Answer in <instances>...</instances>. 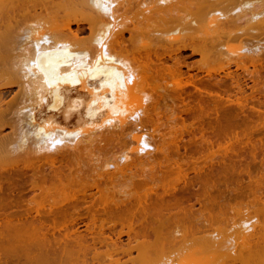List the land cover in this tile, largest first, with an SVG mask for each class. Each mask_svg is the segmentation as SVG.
Segmentation results:
<instances>
[{"label": "bare ground", "instance_id": "bare-ground-1", "mask_svg": "<svg viewBox=\"0 0 264 264\" xmlns=\"http://www.w3.org/2000/svg\"><path fill=\"white\" fill-rule=\"evenodd\" d=\"M57 1L0 0V264H103V262L105 264L108 258L112 260L116 255L130 254L133 248L137 252L131 255V257L134 259L137 257L136 259L138 260L132 261L133 258L127 255L128 258H123V262L119 261L120 257H122L120 256L108 264H114V262L115 264H124L126 260L128 262L131 261L132 263L130 264H134L133 262H138L139 260L144 261V263L142 262L143 264H180L181 262L176 261L177 258H174V254L176 255L175 257H178L181 255L180 253L183 254V252L201 247V245L208 250L206 252L210 254L209 261L214 259L212 260L214 264H264V210L259 207L260 202L257 206L261 210L259 211L260 213L255 211L256 208L254 207L256 204L254 205L249 202L252 206L251 204L248 206L252 207L250 210H254L255 214H252L255 216L245 214L247 211L249 214L251 213L249 211L251 207L247 205H244L247 207L244 209L245 211L241 209L245 207L241 206L240 208L241 211L243 210L242 214L246 216L241 215V213L238 214L240 210H237L236 208L239 207L236 206H239L241 202L245 204L243 201L237 203V205L232 203L235 207H232L230 202L231 209H236L235 212L231 213L232 215L230 214V217L232 216L231 219L229 217L232 220L231 223H229V219L228 222L225 220L226 216L223 217L224 220L221 222L222 213L221 217L217 213L219 217L217 219L211 212V216L213 218L216 217L215 224L219 222L217 220H220L223 224L219 222L221 226H218V224L214 225L213 220L209 221L208 217V219L204 218L205 214H203L204 217L198 216V220H196V223H198L201 221H199L200 218L204 219L205 225H202L203 223L199 224V226H204L203 229L192 230L193 228H191V230H186V227L189 225H183L182 221L181 224L185 228L182 227L180 229L178 226L179 228L172 229L173 237L177 240L176 238L179 239V237H183L182 235L190 233L192 235L189 237L196 235L195 237H191L193 242H191V238L186 237L189 241L187 239L185 241L183 237L184 242L182 239H179V242H181L176 247L174 246L176 248L174 251L170 245H166L170 249L165 248V250L172 252L161 254L160 251H157L160 253L159 255L158 253L154 254L155 256H152L153 258L151 257V259L149 258L150 256L146 257L147 260L144 254L148 253H144L146 252L145 250L148 252L149 248L151 249L157 244L158 238L168 232L166 230L167 226L165 227L162 224L163 222H157V225L153 223L144 224L142 222L143 219H146L148 210L154 205L165 206V204H168L167 198L165 200V195H169L173 199L172 203L174 205H179L184 198H187L186 190L184 191L183 189L179 192V190L177 191L178 186L174 185L176 182L181 181L179 179L186 176L184 173L186 171L182 170V167L188 161H184V157L181 159L183 162H178V159L174 161L173 159L174 166H172V158L170 157L172 151L169 149L172 146L177 148L180 145L179 139L184 134L182 129H185L188 124L186 125L187 122L184 121L187 120L183 119L180 122V124L182 123L181 126H178L179 120L177 117L180 114H177L178 116L175 115L176 118L174 116L171 118H175L173 121L177 125H173L178 126L177 129L173 130L172 128L176 127L171 126L169 123V127H172L171 129L167 125L165 126L163 124L164 119L160 121L159 116L161 112H159V104L160 100H164L165 94H162L160 90H169L170 92L177 93L189 84L199 91V85L205 86V82L202 81L203 77L201 78L200 76L201 79L199 78V72L204 73L205 79H209L207 83L210 84V79L216 77V74H219V77H221L220 73H218L219 70L224 72L222 76L224 75L235 81V84H232L233 81H230L231 86L242 88L241 85L243 83L240 85V79H236L238 72L234 71L235 76L230 69H232V66H235L237 69H242L244 73L250 72L254 75L256 72H259L257 70L258 66H262L263 64L264 0H261L262 2L260 0H60V4L65 7V10L61 13L67 14L65 15V20L62 19L64 17H61V13L60 15L58 13L61 7L58 8L59 11L57 13L60 16L58 17L62 19L61 21L58 17H55L56 15L54 19H51L50 15L53 14L49 15L51 12H48L50 8L52 10L57 7ZM55 4L56 7H54ZM179 7L186 9L187 13L186 11H181L182 8L180 9ZM67 9L69 10L67 11L68 13H64ZM182 12H185V14H182ZM135 13L136 18L134 17L135 19L129 23L130 18L128 16ZM56 18L59 20H56ZM150 19H157L158 22L160 21L163 24V26H160L161 28H154L151 31V35L155 36H150L151 38L155 37L160 42L159 46H157L158 44L152 45L151 43L154 40H147L149 38L147 36V38L145 37L146 39H143L144 36L141 37L144 35L143 33L139 36L143 41L134 37L137 39L135 44L141 43L140 46L138 48L134 47V50H128L127 43L125 42L126 34L138 35L143 29L145 31L146 25H148V29L152 28L149 25H152L155 21L153 20L154 22L152 23L151 21V24H149L148 20L150 21ZM84 22L89 25L90 30V36L86 38L80 37L81 34L78 35V31H82ZM143 22L145 23L143 24L145 27L140 26V28L139 25ZM73 23L76 24L77 31L74 29L71 31ZM159 23L156 24L160 25ZM155 27L157 28L158 26L156 25ZM150 30H147L149 34ZM141 41L143 43L146 41L151 42L142 44ZM233 41H235V44H232ZM188 50L192 52V56H200L195 61V70L199 72L194 73V75L189 73L190 76L191 74L193 76L187 78L188 75H185L184 78V74H188V72L184 73L182 70L183 63L178 58V54L187 52ZM215 65L216 67L220 66L219 68L217 67L219 70ZM250 67H253L255 71H252L255 73L251 72ZM191 68L194 69V67ZM252 77L251 79H253ZM25 78H27L28 82ZM195 78H197L198 82ZM83 80L89 85L91 84L90 86H93L96 91V97H103L100 106L108 109L111 116L109 123L112 124V121L115 120V128H110L111 130L107 129L104 132L102 130L97 136L88 133L87 137L84 135L82 138L79 135L84 133V129L82 130L83 127L81 128L80 126L71 127L68 124L53 123L51 121L44 122L43 124L32 122L36 118L35 111L38 107H42L44 101L48 103L49 96L52 101V104L49 105L50 108H60L64 100L61 90L65 87L74 86ZM258 80L261 79L258 78ZM14 85L19 86L16 92L14 91ZM258 87L261 89L260 86ZM239 88L237 90L241 91ZM100 91H103L104 95L100 96ZM12 92L15 93L13 94ZM202 92H205V90ZM214 92L216 93L214 96L218 98V91ZM208 94L212 95L211 90ZM11 95L12 97L8 100V97ZM200 95L203 96L202 93ZM224 98L220 97L219 99L222 100ZM237 98L235 102L233 101V105L237 102L238 107L244 101L241 102V99L247 100L246 96L244 98ZM169 99L171 98L169 97ZM229 100L231 99L227 98V101ZM96 103L97 99L93 104ZM229 103L232 105V101H229ZM167 106L169 105L164 107ZM167 108L171 109L170 106ZM256 109L260 112V109ZM241 110H244V108ZM87 111V115L91 117L98 110L95 106H91L88 107ZM200 111L192 112L193 114L191 113L190 117L196 119L202 116V112ZM248 113L246 114L248 115ZM236 115L238 114L236 113ZM254 115L256 114L254 113ZM171 119L169 121H172ZM262 120L264 119L260 121ZM256 122L259 121L256 120ZM25 124L28 125L29 129H25L27 127ZM161 124L168 127L167 131L169 133H165L167 132L166 130L161 131V128H163ZM191 125L193 128L194 124L191 123ZM7 128L10 129L9 133H5ZM219 131L221 132V130ZM153 132H155L154 135H157V138L159 137L160 140L157 145L153 144L155 142ZM231 135L236 136L234 134ZM231 135L227 136L226 134L228 140L223 139L224 142H221V138L218 136L215 137L216 139H205V137L200 136L201 139L203 137L202 143L198 144L196 141H193L198 144L193 145L197 147L196 152L201 151L198 147H205L207 149L210 154L207 152L209 157L206 154L207 156L204 158H208L209 162H207L210 163V166L216 163L219 164L218 160L217 162L215 161L218 156L226 158L228 156H236L237 147L242 150L238 149L243 154L245 152L243 150L245 149L244 145L250 150L257 147L259 143L264 145V138L261 141L255 140L257 144L253 143L252 140V143L250 140H247L246 142L248 143L245 142V144L237 136L235 137L236 139L232 138V141L230 139ZM128 136H131L132 140L129 141L127 139ZM72 137L75 138V143L74 141L70 142V138ZM105 144H109L107 145L109 147L105 148ZM247 144H250L251 147H248ZM114 145L116 147L117 145L119 146L116 148ZM263 145L262 151H264ZM214 146L218 148L213 149L215 148ZM259 148H261V145H259ZM101 149L105 151L102 153H106V155L101 156V152L97 154ZM254 149L256 150V148ZM94 150L97 151L96 154ZM87 151L88 155L91 154L93 156V162L90 160L92 157L89 159V163H93L91 171L85 172L76 166V168L72 167V161L74 159L76 161V157L81 153L87 155ZM219 151L223 152L220 153ZM249 153L252 152L250 151ZM263 154L261 158L264 159ZM159 156H162L163 160H168L171 163V168L176 167L178 170H175L177 174L174 169L171 173L175 174L169 175L171 176L168 177L169 179L163 174H158L155 169L157 166L156 159L158 160ZM247 156L251 157L252 155ZM241 157L243 156L239 155V158ZM239 158L237 160H240ZM197 159L192 161L191 164L199 162V158ZM232 159L236 160L234 157ZM190 160H194V158ZM221 160L222 165L220 166H223L225 160L224 158ZM237 160L236 163H238ZM207 162H201L204 165H200L204 167ZM226 163L228 164V162ZM196 164L198 163L193 165L194 168L195 166L197 167ZM229 165L228 167L233 168V172H238L234 171L235 168L231 167L232 164ZM225 167L227 166L225 165ZM200 169L202 170L201 166L198 169L201 172ZM240 173L237 175H240ZM250 173L253 174L252 172L248 174ZM197 174L199 175L198 172ZM253 175L252 177L250 175V177L252 180L254 179V182L255 178ZM215 176L216 174L213 172L205 174L202 187L198 188L199 183L195 187L197 189L196 193L192 195L197 198L195 200L201 206H203L201 203L203 199L210 202V198H206L210 196L211 190L217 189L216 182L210 183ZM217 176L219 175L217 174ZM263 176L264 174L260 177ZM175 177L179 179L176 180ZM250 177L248 176L249 180ZM260 177L256 179L258 182L261 179ZM172 178L173 180H171ZM235 178H238V176ZM242 179L244 178L242 177ZM168 180L169 182H167ZM170 181L171 183L175 182V184H172L173 187H170ZM239 181L240 179H238ZM227 182L225 184H228ZM232 182L235 184V181ZM260 182L256 185H260ZM254 184L253 186H255ZM249 186L248 188H250ZM260 187L264 188L263 185L259 186V189ZM158 189L163 190H161V194H159L160 191ZM258 193L255 194L254 192V195L259 197L260 194L258 195ZM262 195L260 196L262 197ZM211 198L213 200V197ZM214 198L216 199V197ZM255 199L257 198L250 201L256 202ZM257 200H261L262 202L264 198ZM221 202L218 203L220 204ZM224 203L226 206L228 205V202L224 201ZM168 205L170 207V204ZM182 206L180 205L179 208ZM260 206L262 207V205ZM196 209L199 215L204 210L200 211L201 208L199 206ZM220 209L216 211L223 210V208ZM184 210H182V214L177 209L176 213L175 211L173 212L177 218L174 219L176 221L174 224H178L177 221L181 222L179 218L187 215V211ZM191 211L189 210L192 215ZM151 212L153 214L156 213L153 209ZM169 213L172 214L171 209ZM236 213L238 219L234 216ZM168 215L170 214L167 213L166 215L169 218ZM195 217L197 219L196 215ZM136 219L138 220L137 222L135 221ZM157 221L163 220L157 218ZM168 223L167 225L169 226ZM206 224L209 225L207 228L205 227L207 226ZM211 225H214L215 229L210 230L212 229L210 228ZM226 225L228 226L225 227ZM199 226L197 228H202ZM194 227L196 228V226ZM216 227L221 230L218 231ZM197 234H201V236ZM150 235H153V238L149 237ZM123 236H127V243L121 240ZM139 237H141V240L138 239ZM167 239L169 238L167 237ZM194 239L199 241L195 242ZM131 240H135L136 244L134 243L133 245L132 243L131 245ZM195 243L200 245H196L195 247L193 246ZM97 246H105L106 249L104 248V251H100ZM127 246L129 247L127 248ZM161 248L157 249L163 250V253H165V250ZM138 250L144 253V260L141 255L142 253L138 252ZM103 256L107 259L100 261ZM139 257L142 259H139ZM209 261H207V264H213L209 263ZM142 263L139 262L137 264Z\"/></svg>", "mask_w": 264, "mask_h": 264}, {"label": "rangeland", "instance_id": "rangeland-1", "mask_svg": "<svg viewBox=\"0 0 264 264\" xmlns=\"http://www.w3.org/2000/svg\"><path fill=\"white\" fill-rule=\"evenodd\" d=\"M64 1V0H63ZM261 1V0H260ZM263 1V0H262ZM261 1V2H262ZM57 7H56V4H55V6L54 7H56L57 9L59 8V7H61L60 8V11H59V9L57 10L56 8H54V9H52L51 10V8H50V10L48 11V12H51V13H49V15L50 14H53V15H50V17H51V19H54L55 17H58L59 15H60V13L61 12H63V10H65L64 8V5H62V4H60L61 2H60V0H58L57 2ZM59 4V5H58ZM63 8V9H62ZM180 9L182 8V7H179ZM56 10V12H54V11ZM179 10V9H178ZM52 11H53V13H52ZM57 11H59L58 13H59V15H58V13H57ZM67 11H69L68 9L64 12V13H68ZM181 11H186V13H187V10L186 9H184V8H182V10ZM39 12V11H38ZM42 12V11H41ZM40 12V13H41ZM43 12H45V11H43ZM47 13V12H46ZM42 15H43V13H41ZM48 14V13H47ZM179 14H180V12H179ZM182 14H185V12L183 13L182 12ZM56 15V16H55ZM65 15H67V14H63V13H61V17H64V18H62V19H64L65 20ZM135 15H136V13L135 14H130L128 17L130 18V20H129V23L130 22H132L136 17H135ZM46 16H48V15H46ZM55 16V17H54ZM59 16V17H60ZM42 17V16H41ZM43 17L44 18H46L44 15H43ZM49 17V18H50ZM58 17V18H59ZM135 17V18H134ZM60 19V18H59ZM59 19H57L56 18V20H59ZM62 19H60V21L62 20ZM63 20V21H64ZM155 22H154V21ZM150 19V21L148 20V23L149 24H151V21H152V23L154 24H152V25H149V27L150 26H152V28H150V29H152V30H150V29H148V25H146L147 27H146V29L147 30H150V34L147 32V30L145 29V31H143L144 29H143V27H145V25H143V24H145L144 22H147V21H144L141 25H139V27L140 26H143L142 27V32H139L138 33V35L137 34H130V33H127L126 34V38H125V42L127 43L126 44V46H127V48H128V50H134L135 48H138L139 46H140V44L141 43H139L138 41V45H136L135 44V42H136V40L137 39H135V38H139V36H141L143 33H144V35H142L141 37H143V39H146L147 37H149V38H147V40L149 39V40H154L151 44L152 45H157V46H159V43L160 42H158V40L155 38V37H153V38H151L150 36H155V35H151L152 33H151V31H153L154 30V28L155 29H159V28H161L160 26H163V24L160 22H158V20L157 19ZM156 23H159L160 25H158V24H156ZM76 24L75 23H73L72 25H71V31H73V29L74 30H76L77 28V26H75ZM158 26L157 28L155 27V26ZM154 26V27H153ZM141 28V27H140ZM77 31V30H76ZM140 31H141V29H140ZM147 32V33H146ZM79 34H81L80 35V37H82V38H86V37H89L90 36V30H89V25L86 23V22H84V26L82 27V31H78V35ZM130 34V35H129ZM149 34V35H148ZM129 35V36H128ZM147 36V37H146ZM128 37H129V39H128ZM135 37V38H134ZM140 37V38H141ZM146 37V38H145ZM139 38V39H140ZM263 38H264V36H263ZM131 39V41H133V42H131V41H129ZM140 40H142V39H140ZM155 40H157V41H155ZM143 41V40H142ZM141 41V42H142ZM147 43L149 42H151V41H146ZM146 42H144V43H146ZM234 42V43H233ZM232 42V44H235V41H233ZM236 42H238V41H236ZM262 42H264V41H262ZM134 43V44H133ZM143 42H142V44H144ZM132 44H133V46H132ZM135 45V46H134ZM142 46V45H141ZM131 47H132V49H131ZM135 47V48H134ZM158 48V47H157ZM160 48V47H159ZM185 53V54H184ZM182 54V55H181ZM181 55V56H180ZM178 58L182 61V63H183V66H182V70L184 71V73H187L188 72V74H184V78H185V75H188V77L187 78H190L191 76H193L194 75V73H197V72H199V71H197V70H195L196 69V67H195V61H197L196 59H199L200 58V56H192V52L190 51V50H188L187 52H183V53H179L178 54ZM264 60V59H263ZM262 66H263V68H262ZM262 66H258V73L256 72H253V71H255L254 69H253V67H250L251 68V72H253V73H255L254 75H252V73H250V72H245L244 73V71L242 70V69H237L235 66H232L231 68L232 69H230L231 70V72L232 73H234V75L236 76V74H235V72L237 73V76H236V79H240L239 80V82H240V85H241V87L242 88H239V87H234L233 85L231 86V82H232V84H235V81L234 80H232L231 78H229V77H225L224 75L222 76V73H224L222 70L220 71L218 68L220 67H216V65H215V67L219 70V72L218 73H220V75H221V77H219V74H216V77H213L212 79H210V84H208L207 82H208V78L207 79H205L206 77L204 76V73H201V72H199L200 74H199V78H200V76H201V78L203 79L202 81L203 82H205V86L204 85H199V88H200V90H205V92H208V93H210V90H211V92H212V95L211 94H208V93H205V92H202V91H198L197 89H194L195 87L192 85H187V86H185L184 87V89L182 90V91H179V92H177V93H175V92H170L169 90H160V92L163 94V93H165L164 94V100H160V104H159V106H160V108H159V112H161V114H160V116H159V118H160V121L162 120V119H164V125L166 126H168L169 127V124L172 126L173 124H175V125H177L173 120L176 118L175 117V115H179V117L182 119H180L179 117H177V119L179 120V123H178V126L180 125L181 126V124H180V122L181 121H183V119H185V120H187V121H184V122H187L186 123V125L188 124V126H186V128H187V130H186V128L185 129H182V132L184 133L182 136V140L181 139H179L180 141V145L176 148L175 146H172L169 150H171L172 151V153H171V155H170V157L172 158V160H171V163L170 162H168V160H163L162 159V156H159V158H158V160L156 159V161H157V166H156V169L155 170H157V173L159 174H163V175H165L166 176V178L167 179H169L168 177H171V176H169V175H173V174H175L176 173V171H178L177 169H176V167L174 168V167H172L171 168V165L172 166H174L173 164V159H174V161L175 160H177L178 159V162H183L181 159H183V157H184V161H188L187 162V164H183V167H182V170H185L186 172H188V173H186V172H184L185 174H186V176L184 177V178H182V176H181V178L182 179H179V178H177V177H175V179L177 180V179H179V180H181L180 182L178 181V182H176V184H175V182L174 183H171V181H170V183H171V185H170V187H173L172 186V184H175L174 186H178L177 187V191L179 190V192L181 191V190H183L184 189V191H185V193H186V197L187 198H184L182 201H181V203L179 204V205H174L173 203H172V201H173V199L169 196V195H165L166 197H165V200H166V198H167V200L166 201H168V204H170V207H169V205L168 204H165V206H163V205H154L152 208H150L149 210H148V215H147V217H145L146 219H143V223L144 224H150V223H153V224H156L157 225V222H160V223H162L165 227H166V230H167V232L169 233H164L161 237H159L158 238V241H156V243L157 244H155L151 249L149 248V251L147 252V250H145L146 252H144V253H148V254H144V253H142V251H139L138 250V252H141L142 254V258H143V260H144V256H143V254L145 255V259L147 260V258L146 257H149L150 259H151V257L153 256H155L154 254H157L158 253V255L160 254L159 252H157V251H160L161 252V254H166V253H170V252H172V251H167V250H165V248H167V246L166 245H170V247H171V249L174 251V249H176L175 247H176V245L178 244L179 245V243L181 242H179V239H182L183 237H184V240L185 239H187V238H191V237H193V236H191V237H189L190 235H192V234H190V233H186V234H184V235H182L183 237H179V239L178 238H176L177 240H175V238L173 237V230L172 229H175V228H177L178 226L180 227V229H182V227H183V225H185V226H187V225H189L188 227H186L187 229L186 230H191V228H193L192 230H196V229H203V227L200 225L199 226V224H201V223H203L202 225H205V221H203L204 219L203 218H200L199 219V221L200 222H198V223H196V220H198V216L200 217V216H203V214H205L203 217L204 218H207L209 221L210 220H213V222H214V225H217L218 224V226H221V222L224 220L223 219V217H225V220H227V222H228V219H229V217H230V214L232 213V212H235L236 211V209L238 210H240V208H241V206L242 207H245V208H241V209H246L247 207L246 206H244V205H249V204H256L255 205V207L254 208H256L255 209V211H257V212H259V211H261V210H259L258 209V204H259V202L261 203V204H259V207L260 208H262V210H264L263 208H264V201H262L261 202V200L259 201V200H257V199H263L264 198V195H262L263 193H264V188L263 187H260V189H259V186H261V185H263L264 186V176L263 177H260L262 174H264V159L263 158H261V157H263L262 156V153H264V151H262L263 149H262V145L263 144H260L259 142V144H258V146L257 147H254V148H256V150L254 149V148H252V150H250V149H248V148H246V145H244V147H245V149H243L244 147H243V145L242 144H244L247 140L249 141L250 140V142H251V140L253 141V143H256V141H261L263 138H264V124H261V123H264V120H262V121H260L261 119H264V76H262V75H264V61H263V64H262ZM191 68V67H194V69L193 68H191V69H189V68ZM214 67V68H215ZM236 68V69H235ZM261 68V69H260ZM190 70V71H189ZM253 70V71H252ZM235 71V72H234ZM24 72V71H23ZM225 72H227L226 70H225ZM189 73H192L191 74V76H190V74ZM242 74V75H241ZM258 75V77H257V75ZM259 74H261V75H259ZM239 75V76H238ZM253 76L252 78L253 79H251V76ZM190 76V77H189ZM239 77V78H238ZM200 78V79H201ZM217 78V79H216ZM258 78L259 79H261V80H258ZM197 78H195V80H196ZM199 79V80H200ZM25 80H27V78H25ZM254 80H255V82H254ZM257 80H258V82H257ZM197 82H198V80H196ZM231 81V82H230ZM27 82H28V80H27ZM217 82V83H216ZM257 82V83H256ZM219 84V85H218ZM257 84V85H256ZM262 84V85H261ZM91 85V84H90ZM88 83H86V81L85 80H83V81H81V82H79V83H77L76 85H74V86H69V87H65V88H63L62 90H61V95L64 97V100H63V102H62V104L60 105V108H57V109H53V108H50V106L49 105H51L52 104V101H51V97L49 96L48 97V103L47 102H45L44 101V103H43V105H42V107L41 108H39L38 107V109L35 111V114H36V118L35 119H33L32 120V122H36V123H44V122H47V121H51V122H55V123H61V124H68V125H70L71 127H83L82 128V130L84 131V133L83 134H81V135H79V136H81L82 138H83V136L85 135V137H87L88 136V133H92L94 136H97V135H99L101 132H102V130H103V132L104 131H107V129H109V130H111L112 128H115L114 127V125H115V120H113L112 122V124L111 123H109V118H111V116H110V114H109V112H108V109H106V108H103V107H101L100 105H101V103H102V98L101 97H96V91L94 90V88H93V86H90ZM250 86H252V87H250ZM255 86V87H254ZM257 86V87H256ZM258 86H260V88L261 89H259V87ZM172 87V86H171ZM206 87H208V88H210V89H208V88H206ZM18 88H19V86L18 85H14V91L16 92V91H18ZM224 88H225V90H224ZM240 89L241 91H238L237 89ZM244 88V89H243ZM246 88V89H245ZM252 88V89H251ZM263 88V89H262ZM65 89V90H64ZM228 89V90H227ZM235 89V90H234ZM259 89V90H258ZM258 90V91H257ZM164 91H166V92H164ZM214 91H218L217 93H219L218 95L221 97V98H224V99H219L220 97L218 96V98H217V96H214L216 93L214 92ZM225 91H227V92H225ZM244 91V92H243ZM255 91V92H254ZM257 91V92H256ZM15 92H12L13 94L15 93ZM198 92H200V93H202V95L203 96H201L200 95V93H198ZM229 92V93H228ZM235 92V93H234ZM251 92V93H250ZM104 92L103 91H100L99 92V95L100 96H102V95H104L103 94ZM180 93V94H179ZM224 93V94H223ZM226 93V94H225ZM243 93V94H242ZM244 93H246V94H244ZM12 94V95H13ZM167 94H169V95H167ZM204 94H206V95H204ZM232 94V95H231ZM239 94V95H238ZM253 94V95H252ZM12 95L10 96V97H8V100L12 97ZM174 95H177V96H174ZM183 95V96H182ZM228 95H230V96H228ZM243 95H245L246 96V98L248 97V96H250V97H248L247 98V100L246 99H241V102H242V108H240V107H238L239 105L237 104V102L235 103V105H233L234 104V102L236 101V99H238L237 97H239V98H244L243 97ZM174 96V98H172ZM209 96H214V97H216V98H214V97H209ZM169 97L171 98V99H169ZM175 97H177V98H175ZM182 97V98H181ZM252 97V98H251ZM227 98H230L231 100H229V101H232V105H231V103H229L228 104V102L229 101H227ZM96 99H97V103L96 104H93L95 101H96ZM250 101H249V100ZM227 101V102H226ZM234 101V102H233ZM260 101V102H259ZM76 102V103H75ZM79 103H81L80 105H79ZM162 103V104H161ZM247 103V104H246ZM254 103V104H253ZM262 103V104H261ZM163 104H164V106H166V105H169L170 107H171V109H169V108H167V107H169V106H167V107H164L163 106ZM173 104H175V105H173ZM178 104V105H177ZM213 104V105H212ZM228 106H227V105ZM90 105V106H89ZM211 105H212V107H211ZM217 107H216V106ZM238 105V106H237ZM250 105V106H249ZM253 105V106H252ZM260 105V107H258ZM91 106H95L96 108H97V113L94 115V116H89V115H87V113H88V107H91ZM162 106V107H161ZM174 108V110H173V108ZM251 107H252V109H251ZM254 107V108H253ZM163 108V109H162ZM165 108H167V110H165ZM181 108V109H180ZM244 108V110H241V109H243ZM256 108H258V109H260V112H258V110L256 109ZM180 109V110H179ZM198 109H199V111L200 112H202V116H199L198 118H196V119H193V118H191L190 117V115H192L193 113H195L196 111L197 112H199L198 111ZM218 109V110H217ZM222 109V110H221ZM256 109V110H255ZM216 110V111H215ZM227 110V111H226ZM236 110V111H235ZM240 111V113H238L239 111ZM163 111H165V112H163ZM190 111V112H189ZM204 111V112H203ZM244 111V112H243ZM172 112V113H171ZM175 112V113H174ZM193 112V113H192ZM249 112V113H248ZM256 114V115H254V113ZM263 112V113H262ZM34 113V112H33ZM105 113V114H104ZM174 114V115H171L170 116V114ZM192 113V114H191ZM236 113L238 114V115H236ZM246 113H248V115L246 114ZM251 113V114H250ZM257 113H259V114H257ZM162 114H164L163 116H162ZM253 114V115H252ZM177 115V116H178ZM205 115H207V116H205ZM245 115V116H244ZM259 115V116H258ZM169 116V117H168ZM172 116H174L175 118L174 119H171L172 118ZM217 118H216V117ZM226 116V117H225ZM233 116V117H232ZM105 117V118H104ZM107 117V118H106ZM236 117V118H235ZM251 117V118H250ZM258 117V118H257ZM260 117V118H259ZM113 118V117H112ZM191 118V119H190ZM200 118V119H199ZM225 118V119H224ZM227 118V119H226ZM233 118H235V119H233ZM255 118V119H254ZM172 120V121H169V120ZM217 119V120H216ZM104 120V121H103ZM106 120H108V121H106ZM166 120V121H165ZM192 120V121H191ZM255 120V121H254ZM256 120H258L259 122H256ZM218 121H220V122H218ZM228 121H230V122H228ZM163 122V121H162ZM176 122H177V120H176ZM189 122H191V123H193L194 125H193V128H192V125H191V123H189ZM169 123V124H168ZM163 124H161V126L163 125ZM218 124H220V125H218ZM223 124V125H222ZM254 126H253V125ZM26 125V124H25ZM76 125V126H75ZM163 125V128H161V131L163 130H168V127H165ZM214 125H217V126H214ZM258 125V126H257ZM27 127H25V129H29V127H28V125H26ZM108 126V127H107ZM155 126V125H154ZM174 126V125H173ZM178 126H174V127H176V128H172L173 130L174 129H177V127ZM179 126V127H180ZM227 126V127H226ZM107 127V128H106ZM165 127V128H164ZM225 127V128H224ZM243 127V128H242ZM111 128V129H110ZM170 127H169V129H171ZM190 128V129H189ZM218 128V129H217ZM233 128V129H232ZM235 128V129H234ZM189 129V130H188ZM217 129V130H216ZM229 129V130H228ZM232 129V130H231ZM7 130H8V132H7ZM9 128H7L6 130H5V133H9ZM172 130V131H173ZM184 130V131H183ZM219 130H221V132L219 131ZM92 131V132H91ZM96 131V132H95ZM151 131V130H150ZM187 131V132H186ZM189 131V132H188ZM235 131V132H234ZM98 132V133H97ZM202 132V133H201ZM219 132H220V135H219ZM224 132H225V135H224ZM228 132V133H227ZM232 132V133H231ZM165 133H169L168 131L167 132H165ZM237 133V134H236ZM249 133V134H248ZM153 135L155 134V132H153L152 133ZM201 134H203V135H201ZM226 134H227V136H230L231 134H234V135H236L237 136V138H240V140H242V141H244V143L242 142V149L243 150H245V152H243V154L239 151V150H241V149H239V147H237L238 149H236V151H237V155L235 156V155H233V157L234 158H236V160L239 158V155H242L243 157H241V158H243V159H241V158H239L240 160H237V162L238 163H236V160L234 159H232L233 157L232 156H228L227 158L226 157H220V156H218L216 159H215V161L217 162V160H218V162H219V164H215V165H211L210 166V163H208L209 161H208V158L207 159H205L206 157L205 156H207L208 154H207V149L205 148V147H203V148H200V147H198L201 151H199V152H196V149H197V147L196 146H194L193 144H199V143H202V141H203V137H205V139H209V138H211V139H214L216 136H218L219 138H221L220 140H221V142L223 141V139L225 140V139H227V137H226ZM223 135V136H222ZM78 136V137H79ZM200 136H203L202 137V139H201V137ZM236 136H233V135H231V137H230V139H232V138H235ZM247 136V137H246ZM226 137V138H225ZM249 137H251V138H249ZM80 138V137H79ZM157 135H154V141L155 142H153V144H155V145H157V143H159V137L157 138ZM193 138V139H192ZM229 138V137H228ZM255 138V139H254ZM258 138H260V139H258ZM74 139V140H73ZM78 139V138H77ZM76 139V140H77ZM81 139V138H80ZM129 141L130 140H132V137L130 136H128V138H127ZM199 139V140H198ZM216 139V138H215ZM236 139V138H235ZM235 139H234V141H235ZM228 140V139H227ZM256 140V141H255ZM264 140V139H263ZM74 141V143H75V138L74 137H72V138H70V142H73ZM193 141H196V142H192ZM232 141H233V139H232ZM224 142V141H223ZM263 142V141H262ZM104 143V142H103ZM188 143V144H187ZM246 143H248V142H246ZM245 143V144H246ZM252 143V142H251ZM250 143V144H251ZM197 144V145H198ZM224 144V143H223ZM250 144L248 145V147H251L250 146ZM257 144V143H256ZM103 145V144H102ZM107 145H109V144H105L104 145V147L105 148H107V147H109V146H107ZM190 145V146H189ZM259 145H261V148H259ZM111 146V145H110ZM113 146V145H112ZM119 145H117V147H118ZM114 147H116V145H114ZM116 147V148H117ZM185 147H187L186 149H185ZM190 147V148H189ZM215 148H213V149H216V147L217 146H214ZM263 147H264V145H263ZM218 148V147H217ZM236 148V147H235ZM206 149V150H205ZM259 149V150H258ZM178 150V151H177ZM204 150V151H203ZM252 152V153H249L250 151ZM104 150L103 149H101V151H98V153H97V151L96 150H94V153L96 154H99L100 152V154H101V156H104V155H106V153L105 154H103L104 152H103ZM151 151H154V150H151ZM177 151V152H176ZM218 151V150H217ZM242 151V150H241ZM256 151V152H255ZM103 152V153H102ZM185 152V153H184ZM220 152V151H219ZM223 151H221L220 153H222ZM239 152V153H238ZM254 152V153H253ZM260 152V153H259ZM209 153V152H208ZM241 153V154H240ZM249 153V154H248ZM255 153H257V154H255ZM85 153H81L78 157H76V161H75V159L72 161V163H71V166L72 167H77L78 169H81L82 171H85V172H88V171H91V169H92V165H93V156H91V154H89L88 155V151H87V155L85 154ZM203 154V155H202ZM207 154V155H206ZM210 154V153H209ZM257 155V156H255V155ZM191 155H193V156H191ZM202 156V158H201V156ZM247 155H252L251 157L250 156H247ZM264 155V154H263ZM86 156V157H85ZM156 156V155H155ZM200 156V157H199ZM244 156H245V158L247 159V160H251V161H247L245 158H244ZM253 156H255V157H253ZM84 157V158H83ZM92 157V158H91ZM176 157V158H175ZM192 157V158H191ZM205 157V158H204ZM208 157H209V155H208ZM210 157H211V155H210ZM238 157V158H237ZM247 157H250V158H247ZM258 158V160H256L257 158ZM82 158V160H80ZM88 158V159H87ZM91 158V159H90ZM194 158V160H190V159H193ZM197 158H199V162L197 161V162H195V163H198V164H196L197 165V167L195 166V168H194V166L193 165H195V163L194 164H191V162L192 161H195ZM201 158V159H200ZM223 159L224 158V160H225V163L223 162V166H220V165H222V160L221 159ZM229 158V159H228ZM231 158V159H230ZM255 159V160H253V159ZM263 160H261V159ZM80 161H79V160ZM85 159V160H84ZM92 161L91 163H89L90 162V160ZM203 159H205V160H203ZM221 161H220V160ZM246 161H245V160ZM89 160V161H88ZM170 160V159H169ZM190 160V161H189ZM198 160V159H197ZM200 160H201V162H207V164H208V166H207V164H205V166L204 167H202V165H204V164H202L201 162H200ZM223 160V161H224ZM230 162H229V161ZM86 161H87V163H86ZM234 161H235V163H234ZM242 163H241V162ZM253 161V162H252ZM255 161V162H254ZM260 161V162H259ZM262 161V162H261ZM74 162H76V163H74ZM79 162V163H78ZM163 162V163H162ZM221 162V163H220ZM226 162H228V164L226 163ZM235 164H233V163ZM244 162H246V164H248L247 166H245L246 164H244ZM74 163V164H73ZM83 163V164H82ZM161 163V164H160ZM167 163V164H166ZM169 163V164H168ZM240 163V164H239ZM250 163V164H249ZM80 165V167H78L79 165ZM155 164V165H156ZM171 164V165H170ZM200 164H202V165H200ZM229 164H232L231 165V167H234L235 168V170L234 171H238V172H233V168L231 169L230 167H228V166H230ZM237 164H239L240 166H242L241 168H240V166L238 165L237 166ZM263 164V165H262ZM85 165V166H84ZM188 165V166H187ZM201 166V168H202V170H201V172L198 170L199 169V167ZM225 165L227 166V167H225ZM209 166H210V169H209ZM75 167V168H76ZM150 167V166H149ZM184 167H185V169H184ZM244 167V168H243ZM248 167V168H247ZM139 168V167H138ZM162 168H164V169H162ZM170 168V169H169ZM203 168H204V171H203ZM221 168H223V169H221ZM226 168H227V171H226ZM229 168V169H228ZM242 169L243 171H246V172H243L242 170H238V169ZM247 168V169H246ZM146 169H148V167H146ZM172 169V170H171ZM173 169H174V171H175V173H171V171H173ZM187 169V170H186ZM198 171H197V170ZM225 169V170H224ZM246 169V170H245ZM170 170V171H169ZM229 170H230V172H229ZM250 170V171H249ZM195 171V172H194ZM218 171V172H217ZM220 171H222V172H220ZM242 171V172H241ZM171 174H170V173ZM197 172L199 173V175L197 174ZM205 172V173H204ZM209 172H213V173H215L216 174V176L214 177V178H212V180L213 181H210V183L211 182H216V186H217V189H215V190H211L210 191V196L211 197H213V200H212V198L210 197V196H208L206 199H209L210 198V202H208L207 200H205V199H203L202 201H201V203L203 204V206H201V204H199L198 202H197V200H195V199H197V198H195V196L194 195H192L193 193H196V188L195 187H197L198 185V183H199V187L198 188H200V187H202V185H203V182H204V178H205V174H208ZM241 172V173H240ZM249 172H252L253 174H255V175H253V174H248ZM183 173V174H184ZM223 173H226V174H224L223 175ZM240 173V175H237V174H239ZM247 173V174H246ZM257 173V174H256ZM168 174V175H167ZM177 174V173H176ZM182 174V173H181ZM197 174V175H196ZM217 174L219 175V176H217ZM221 174V175H220ZM236 174V175H235ZM259 174V176L257 177V175ZM250 175H251V177H252V175H253V177L255 178V181L254 182H256L255 184H254V182H253V180L251 179V177H250ZM238 176V178H235V177H237ZM248 176L250 177V180H249V178H248ZM173 178H174V176H172ZM179 177V176H178ZM242 177L244 178V179H242ZM259 177L261 178L260 180H259V182L263 179V181H261L260 182V185H256V184H259V182H258V180H256V179H259ZM173 178L171 179V180H173ZM198 180H196V179ZM224 178V179H223ZM230 178V179H229ZM174 179V180H175ZM186 181H185V180ZM215 179V180H214ZM233 179V180H232ZM237 179V180H236ZM238 179H240V181L238 182ZM183 180V181H182ZM224 180H226V181H224ZM247 180H249L250 181V183H249V181H247ZM219 183H218V182ZM220 181H221V183H220ZM223 181V182H222ZM228 181V182H227ZM230 181V182H229ZM232 181H235V184H234V182H232ZM236 181H237V183H236ZM167 182H169V180L167 181ZM173 182V181H172ZM228 183V184H225V183ZM241 182V183H240ZM248 182V183H247ZM253 182V183H252ZM169 183V184H170ZM184 183H185V185H184ZM187 183V184H186ZM262 183V184H261ZM183 184V185H182ZM219 184V185H218ZM227 186H225V185ZM251 185V186H249V185ZM253 184L255 185V186H253ZM181 185V186H180ZM184 186V187H183ZM193 186V187H192ZM229 186V187H228ZM248 186L251 188H248ZM252 186H253V188H252ZM149 187V186H148ZM147 187V188H148ZM169 187V188H170ZM256 187V188H255ZM258 187V188H257ZM145 188V187H144ZM143 188V189H144ZM169 188H167V189H169ZM227 188V189H226ZM229 188V189H228ZM255 188V189H254ZM142 189V190H143ZM146 189V188H145ZM144 189V190H145ZM162 190V189H161ZM161 190L160 189H158V191H160V193L159 192H157V193H159V194H161L162 192H161ZM230 190H231V193H230ZM235 190V192H233ZM237 190V191H236ZM239 190V191H238ZM255 192V194L256 193H258V195L260 194V195H262V197L259 195V197L257 196H255L254 195V192ZM256 190H258V191H256ZM260 190V191H259ZM163 191V190H162ZM172 191V190H171ZM187 192H189V193H187ZM246 192V193H245ZM248 192V193H247ZM251 192H253L252 194H251ZM261 192V193H260ZM263 192V193H262ZM226 193V194H225ZM189 194H190V196H189ZM220 195H222V196H220ZM249 196H250V198H249ZM254 196V197H253ZM214 197H216V199L217 198H219L218 199V201H216V199L214 198ZM223 197V198H222ZM252 197V198H251ZM224 198H225V200H224ZM240 198H241V200H240ZM246 198H248L247 200H249L248 202H247V200H246ZM254 198H257V199H255V201L256 202H252V201H250L251 199H253L254 200ZM189 199V200H188ZM194 200V201H193ZM222 200H224V201H226V203L228 204L227 206L225 205V203H224V201L223 202H221ZM238 200H240V201H238ZM246 200V201H245ZM189 201H192V202H195V203H190ZM216 201V202H215ZM241 201H243V203H245V204H242V202ZM189 202V203H188ZM204 202V203H203ZM212 202V203H211ZM218 202H221L220 204L218 203ZM230 202H231V206L233 207L234 205H232V203L233 204H235V205H237V203H240V205L238 206H236V207H239V208H236V209H234V210H232L231 208V206H230ZM236 202V203H235ZM247 202V203H246ZM249 202H251V203H249ZM258 202V203H257ZM167 203V202H166ZM189 204H191V205H193V206H191V207H193V208H191L190 206H189ZM211 204V205H210ZM252 204H251V206H252ZM168 205V206H167ZM182 206V207H180V208H182V209H180L179 208V206ZM205 205V206H204ZM223 205H224V207H223ZM260 205H262V207L260 206ZM156 206H157V208H156ZM159 206H162V207H159ZM177 206V207H176ZM189 206V207H188ZM195 206V207H194ZM199 206V208H201L200 209V211L201 210H205L206 208V210L204 211V213H202L203 211H201L200 213L202 214H198V208L196 209V207H198ZM207 206V207H206ZM222 206V207H221ZM251 206H248V207H251ZM154 207H155V209H157V210H155L154 209ZM172 207V208H171ZM187 207V208H186ZM210 207V208H209ZM213 207V208H212ZM228 207V208H227ZM235 207V206H234ZM169 208V209H168ZM177 209V211L179 212V211H181L180 212V214H182L183 212H182V210L183 209H185L184 211H187V217L184 215V217L182 218V217H180L179 219H180V221L181 222H179V221H177V223L178 224H174V223H176V221L174 220V219H177L175 216H176V209ZM189 208H191V209H189ZM220 208H223V210L222 211H219V210H221ZM154 210V211H156V213L155 214H153L152 212H151V210ZM170 209H171V212H172V214L171 213H169L170 212ZM172 209H173V211H172ZM180 209V210H179ZM186 209H188V210H186ZM217 209H219L218 211H216ZM226 209V210H225ZM231 209V210H230ZM250 209H252V207L251 208H249V211L251 212L250 214L248 213V211L247 212H245V214L247 213V215L248 216H252L253 214H255L254 213V210L253 211H251ZM258 209V210H257ZM164 210V211H163ZM189 210H192L191 212H192V215L190 214V212H189ZM195 210V211H194ZM209 210V211H208ZM227 210H228V212H227ZM242 210V211H243ZM166 211H167V213L168 214H170V215H168L169 216V218L166 216L167 215V213H166ZM169 211V212H168ZM175 211V213H173ZM242 211L240 210V211H238V214H240L241 213V215H245V214H242ZM245 211V210H244ZM160 214H159V213ZM163 212V213H162ZM196 212H197V214H196ZM209 212V214H207ZM213 214H212V213ZM215 212H216V214H215ZM257 212H256V215H257ZM194 213V214H193ZM220 214V215H218V214ZM221 213L223 214V216L221 215ZM253 213V214H252ZM260 213V212H259ZM152 216H151V215ZM156 214H158V216H156ZM165 214V215H164ZM211 214L213 215V216H216L217 217V219L219 218V217H221L220 219H222L221 220V222H220V220H217V222L219 221L221 224L219 225V222L217 223V224H215V221H216V217H214L213 218V216H211ZM225 214V215H224ZM227 214V215H226ZM228 214H229V216H228ZM233 214H235V213H233ZM155 215V216H154ZM195 215L197 216V219H196V217H195ZM208 215V216H207ZM219 217H218V216ZM232 215V214H231ZM171 216V217H170ZM182 216V215H181ZM234 216H236V218L238 219V215H237V213H236V215H234ZM233 216V217H234ZM246 216V215H245ZM253 216H255V215H253ZM151 217V218H150ZM165 217H167V219H165ZM172 217H174V218H172ZM190 217H191V219H190ZM232 217V216H231ZM231 217H230V219H231ZM240 217V216H239ZM157 218L158 219H160V220H163V221H157ZM162 218V219H161ZM211 218H213V219H211ZM141 219V218H140ZM139 219V220H140ZM165 219V220H164ZM178 219V220H179ZM184 219V220H183ZM207 219H205L206 221H207ZM229 219V220H230ZM237 219H235V220H237ZM142 220V219H141ZM150 220V221H149ZM167 220H168V222H167ZM170 220V221H169ZM172 220H173V222H172ZM233 220H234V218H233ZM136 222L138 221L137 219L135 220ZM166 221V222H165ZM175 221V222H174ZM182 221H183V223H182ZM192 221V222H191ZM208 221V222H209ZM166 224H165V223ZM186 222H188V223H186ZM212 222V221H211ZM232 222V220H230L229 221V223H231ZM167 223L169 224V226L167 225ZM183 225H182V224ZM184 223H186V224H184ZM191 223V224H190ZM199 226V227H202V228H197L198 226L196 225V224ZM224 223V222H223ZM228 223V224H229ZM207 224H209V223H207ZM206 224V225H207ZM225 224V223H224ZM177 225V226H176ZM191 225V226H190ZM214 225H211L210 226V228H212V229H210V230H213V229H215V227H213ZM223 225V224H222ZM174 226V227H173ZM194 226H196V228L194 227ZM209 225H207V226H205L206 228L208 227ZM228 225H226L225 227H227ZM178 227V228H179ZM183 228H185V227H183ZM206 228H204V229H206ZM209 229V228H208ZM216 229L218 230V231H220L221 229L220 228H218V227H216ZM168 234V235H167ZM203 234V233H202ZM186 235H188V236H186ZM197 235H199V234H197ZM165 236V237H164ZM196 236V235H195ZM194 236V237H195ZM199 236H201V234L199 235ZM149 237H152L153 238V235H150ZM169 238V239H167L166 240V238ZM187 237V238H186ZM164 238V239H163ZM197 238V237H196ZM138 239H140L141 240V237H139ZM199 239V238H198ZM121 240L123 241V242H126V240H128V238H127V236H123L122 238H121ZM184 240L182 239V241L184 242ZM188 241H189V239H187ZM187 240H185V241H187ZM132 241V240H131ZM130 241V243H131V245H132V243H133V245H134V243L136 242L135 240H133L132 242ZM161 241V242H160ZM162 241H163V243L165 244H163L162 243ZM169 243H168V242ZM176 241V242H175ZM194 241L196 242V241H199V240H195L194 239ZM128 242V241H127ZM126 242V243H127ZM191 242H193L192 241V238H191ZM161 243V244H160ZM167 243V244H166ZM176 243V244H175ZM125 244V243H124ZM136 244V243H135ZM173 244V245H172ZM127 245V244H126ZM131 245H129V246H131ZM159 245V246H158ZM164 245V246H163ZM196 245H200V244H194L193 246H195L196 247ZM129 246H127V248L129 247ZM157 246V247H156ZM163 246V248H161ZM175 246V247H174ZM124 247L126 248V246L124 245ZM170 247H168L167 249H170ZM97 248H98V250H102V251H104L106 248H105V246H97ZM105 248V249H104ZM155 249V251H154V249ZM157 248H161V249H164L165 250V253H163V250L161 251L160 249H157ZM198 249V250H197ZM141 250V249H140ZM144 250V249H143ZM153 251V252H152ZM167 251V252H166ZM206 251H208L206 248H203L202 247V245H201V247H197V248H193L192 250H188V251H186V252H183V254L182 253H180L181 255L180 256H178V257H175L176 255L174 254V258H177L176 259V261L178 260L179 262H181L180 264H207V261H209L210 260V254L209 253H207ZM132 254H131V253ZM129 253L130 254H126V255H120V256H122V257H120V256H117L116 255V257L117 258H119L120 257V260L119 261H122V259L123 258H128L127 257V255H129V257H131V255H133V254H136V252H137V250L135 249V248H133V250H131ZM155 252V253H154ZM151 254H153V255H151ZM158 255H156V256H158ZM137 256H139V255H137ZM104 257V256H103ZM103 257H101V260L100 261H102V259L105 261V259H107V258H103ZM115 256L113 257V259H115L116 258ZM134 257H136V256H134ZM152 257V258H153ZM212 257V256H211ZM131 258H133V257H131ZM137 258V257H136ZM134 259L133 258V260L132 261H135V260H138V259ZM141 257H139V259H142ZM112 259V260H113ZM107 260H109V261H107ZM106 260V262H105V264L107 263H109L110 261H112L110 258H108ZM131 260V259H130ZM145 260V261H146ZM212 260H214V259H211V261H209V263H213L212 262ZM114 261V260H113ZM127 261V262H126ZM125 262L127 263V264H130V263H132L131 261H129L128 262V260H126ZM123 262V261H122ZM124 262V264H126ZM144 263V261H141V260H139L138 262H133L134 264H137V263ZM142 263V264H143ZM103 264H104V262H103ZM111 264V263H110ZM113 264V263H112ZM114 264H115V262H114ZM214 264V263H213Z\"/></svg>", "mask_w": 264, "mask_h": 264}]
</instances>
